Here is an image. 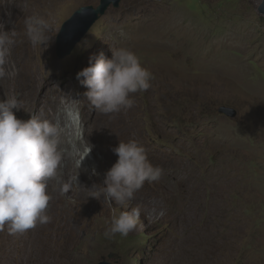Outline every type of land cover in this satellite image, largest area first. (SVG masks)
<instances>
[{
  "label": "rangeland",
  "instance_id": "374dc122",
  "mask_svg": "<svg viewBox=\"0 0 264 264\" xmlns=\"http://www.w3.org/2000/svg\"><path fill=\"white\" fill-rule=\"evenodd\" d=\"M260 2L122 0L68 54L67 45L60 52L56 47L63 23L80 6L100 0L10 3L13 19L4 30L17 33L11 60L20 78L35 75L56 90L61 126L66 105L78 112L60 145L70 151L74 143L78 155H65L57 176L47 182L50 222L23 233L0 231V264H264ZM33 14L51 23L45 42L35 46L24 26ZM5 15L0 4V23ZM110 47L132 50L153 78L148 90L131 94L133 108L104 115L84 96L77 73L93 53L111 58ZM221 105L236 108L237 115L221 113ZM119 140L138 141L148 160L163 169L159 181H146L126 206L89 197L88 190L102 184L117 161L112 149ZM77 176L80 184L73 182L62 194L61 185ZM137 207L139 220L127 236L104 235L114 215Z\"/></svg>",
  "mask_w": 264,
  "mask_h": 264
},
{
  "label": "clouds",
  "instance_id": "9594fccd",
  "mask_svg": "<svg viewBox=\"0 0 264 264\" xmlns=\"http://www.w3.org/2000/svg\"><path fill=\"white\" fill-rule=\"evenodd\" d=\"M88 14L87 10H81V15ZM0 26V78H4L10 75L4 66L17 33L15 28L5 31L2 23ZM24 26L34 46L43 44L46 31L51 29L50 21L39 14L27 16ZM110 51L111 58L103 51L91 54L88 66L77 73V79L87 89L84 96L103 114L130 109L134 105L131 94L148 90L153 78L129 48L110 47ZM20 109L16 98L0 101V231L7 228L9 234L23 233L37 224L50 222L47 182L57 176L65 155L74 158L78 155L74 143L70 151L60 146L62 136L70 135L76 125L78 112L74 108L64 107V126L40 114L19 119L15 113ZM112 151L118 159L104 174L102 184L88 188L89 197L126 206L146 181H159L163 169L148 160L146 148L136 140H119ZM84 158L77 160L79 167ZM73 182L80 184L78 176L63 183L60 192L67 194ZM139 216L138 207L121 211L112 217L104 235L127 236L135 229Z\"/></svg>",
  "mask_w": 264,
  "mask_h": 264
},
{
  "label": "bare ground",
  "instance_id": "6f19581e",
  "mask_svg": "<svg viewBox=\"0 0 264 264\" xmlns=\"http://www.w3.org/2000/svg\"><path fill=\"white\" fill-rule=\"evenodd\" d=\"M10 3L14 5L15 4V0H0V4L4 8L5 13H6L5 20H2V24L4 26L7 25V20L13 19V14H12V11L10 9ZM8 22L10 24L12 23L11 20H9ZM0 27H2V26H0ZM20 38H21V42H24L25 35L22 34L20 36ZM4 67L6 69V72L10 73V75H6L4 78H0V82L2 84V86L0 87V89H1V93L3 95L0 98V101H4V100H6V98L7 99H12V98L18 99V101H19V107L21 109L19 111H16V113H15L16 116H17V118L22 119V120H27V119L30 118V115L31 114H40L42 116V118H47V119H49V120H51L53 122H57V121L58 122H63L64 118L62 116V113L59 114V115H57V110H58L59 104L61 102H60L58 96L56 95L57 94L56 90L53 87L47 86L45 82H39L35 78V75L31 79H29V78H20V73H22V71L19 68H16L14 66V64H13V62L11 60V56H9L7 58V63H6V65ZM120 113H122V112H120ZM126 114H127V112H126ZM120 116H119V118H120ZM117 117H118V114H117ZM111 119H114V118H111ZM112 121L113 120L109 121V123L112 122ZM129 121H131V120H129ZM117 122H115V123L117 124ZM120 123L121 122H119V125H121ZM126 124H127V122H126ZM132 124H133V122H132ZM117 125H116V127H118ZM124 127H122V128H124ZM130 128L131 127H129V129ZM124 129L126 131V128H124ZM113 130H114V127H113ZM120 130L122 131V135H124L123 134V131L124 130L123 129H120ZM134 131L136 133V130H134ZM88 138H89L88 136H85V138H84L83 141L86 142V140ZM125 138H127V136H125ZM76 142H78L77 145H79V140H77ZM80 147L81 146H79V148Z\"/></svg>",
  "mask_w": 264,
  "mask_h": 264
},
{
  "label": "water",
  "instance_id": "95a60500",
  "mask_svg": "<svg viewBox=\"0 0 264 264\" xmlns=\"http://www.w3.org/2000/svg\"><path fill=\"white\" fill-rule=\"evenodd\" d=\"M121 2L122 0H100L98 5L87 4L76 9L72 16L62 25L56 45L58 52H60V50L67 45L66 54L70 53L74 46H76V44L87 35L90 28L100 18V16L104 15L111 5L119 7ZM82 9L87 10L89 14L81 15ZM257 9L261 14H264L263 0L257 5ZM66 41H68V43ZM219 111L232 117H235L238 112L236 108L228 105H221L219 107ZM98 264L110 263L107 261H101Z\"/></svg>",
  "mask_w": 264,
  "mask_h": 264
}]
</instances>
